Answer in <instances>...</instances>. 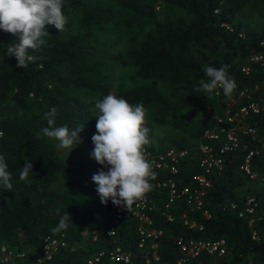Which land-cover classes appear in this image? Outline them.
<instances>
[{
  "label": "trees",
  "instance_id": "trees-1",
  "mask_svg": "<svg viewBox=\"0 0 264 264\" xmlns=\"http://www.w3.org/2000/svg\"><path fill=\"white\" fill-rule=\"evenodd\" d=\"M246 1L63 0L62 12L76 15L79 31H70V21L63 32L46 26L50 33L46 44L39 51L29 50L33 58L26 68H17L15 58L6 57L8 44L17 38L0 30V155L7 160L14 185L12 192L0 186V242L15 245L26 251L29 259L34 258L40 254L41 237L52 233L58 224L57 210L61 215L67 211L73 221L65 231L68 245L46 264H86V257L103 243V239L75 243L81 226L93 215L90 202L97 186L92 176L98 171L95 163L75 148L68 158L57 155L53 139L42 133L47 126L44 113L54 107L58 111L57 126L67 124L74 129L83 125L79 147L91 151L98 112L95 103L110 92L129 103L143 104L151 118L161 123L165 117L210 96L197 90L201 80L207 81L204 65L227 66L239 84L247 82L238 73L237 64L251 52H264V27L258 31L241 28L237 11ZM261 13L264 17V7ZM123 37L125 45L110 52ZM114 64L131 67L129 86L117 83L110 87L108 71ZM212 101L222 103L223 98L211 96ZM261 118L264 115L254 121L258 123ZM211 121V115H191L190 126H180L179 134L158 139L147 126L151 145L146 147L163 150L193 145ZM187 138V143L193 140L192 144L186 145ZM249 144L229 155L220 173L207 175L210 186L204 206L210 215L205 218L193 213L202 223L201 230L189 231L177 219L167 221L154 216L155 225L161 226L164 233L158 247L159 261L148 264H264V191L248 192L257 198L260 214L251 223L228 207V201L245 194L238 191L248 178L238 169V163ZM260 158L252 160V167L256 163L255 168L257 165L264 172ZM25 160L33 164L30 185L19 180ZM194 170L184 168L183 163L181 175ZM70 189L81 193L75 196ZM175 206L183 208L179 200ZM176 233L224 237L225 251L220 256L200 253L176 263L178 254L172 240ZM116 235L123 246L129 247L131 221L121 222Z\"/></svg>",
  "mask_w": 264,
  "mask_h": 264
},
{
  "label": "built area",
  "instance_id": "built-area-1",
  "mask_svg": "<svg viewBox=\"0 0 264 264\" xmlns=\"http://www.w3.org/2000/svg\"><path fill=\"white\" fill-rule=\"evenodd\" d=\"M221 24L231 29V25ZM237 66L238 73L247 82L239 84L237 77L229 74L238 85L232 99H226L222 89L213 93V96L222 97L223 102L211 115L212 121L201 129L195 144L180 149L172 146L163 150L146 147L145 159L154 164L157 173L156 179L151 181L154 189L146 194L145 199L137 201L131 212L114 206L109 200L105 222L93 229L89 238L91 241L103 239V243L86 257V264H148L159 261L158 247L164 231L155 225L154 216L167 221L177 219L189 231L201 230L202 223L193 217V213L198 212L205 218L210 215L204 206L205 192L210 186L207 175L220 173L225 159L247 142L250 144L245 147L238 169L248 179L256 176L252 160L264 155V118L258 123L254 121L255 117L264 115V52L247 54ZM183 163L184 168L195 167V170L182 176ZM178 200L183 205L182 209L175 206ZM228 207L246 218L247 223L260 217L258 200L251 193L228 201ZM125 220L132 223L129 247L123 246L116 235L118 226ZM172 240L178 254L176 263L200 253L220 256L225 251V239L221 236L206 238L176 233ZM67 245L65 231L45 234L40 240V254L29 259L23 249L0 242V264H46L55 252Z\"/></svg>",
  "mask_w": 264,
  "mask_h": 264
},
{
  "label": "clouds",
  "instance_id": "clouds-1",
  "mask_svg": "<svg viewBox=\"0 0 264 264\" xmlns=\"http://www.w3.org/2000/svg\"><path fill=\"white\" fill-rule=\"evenodd\" d=\"M62 7L63 0H0V30L17 38L15 43L8 44L5 55L15 58L17 68L28 67L33 58L29 50L39 51L46 44L50 34L46 26H54L58 32L65 31L68 18L62 12ZM202 70L207 81L201 80L197 90L213 97L217 89H222L224 97L231 100L238 85L229 75L227 66L204 65ZM95 108L98 109L95 115L97 131L91 137L94 148L90 156L101 166L92 176L97 186L96 192L101 204L107 205L111 200L114 206L131 212L133 205L145 199L146 194L154 189L155 185L151 181L157 177L154 164L145 159L146 146L151 145L147 109L143 104L129 103L111 92L97 100ZM57 115L58 111L54 107L44 113L47 126L42 129V133L57 141L61 149L70 152L82 143L79 134L83 131V125L74 129H70L67 124L57 126ZM2 137L3 132H0ZM31 173L33 164L31 160H25L19 180L30 185ZM0 186L6 191L12 192L14 189L12 172L3 155H0ZM56 214L60 218L51 229L53 234L66 231L69 222H73L67 211L61 215L57 210Z\"/></svg>",
  "mask_w": 264,
  "mask_h": 264
},
{
  "label": "rangeland",
  "instance_id": "rangeland-1",
  "mask_svg": "<svg viewBox=\"0 0 264 264\" xmlns=\"http://www.w3.org/2000/svg\"><path fill=\"white\" fill-rule=\"evenodd\" d=\"M264 7V0L258 1V0H247L242 7L237 11V18L241 22V28L258 31L261 28L264 27V17L262 16V9ZM156 9H159L158 7H155ZM68 21H70V31L75 32L79 31V25L77 23V18L74 13L66 14ZM125 39L126 37H123L119 40L118 44L110 49L112 53H114L115 50L121 49L125 45ZM131 67L121 66L119 64H114L110 71H108V81L110 87L114 88L117 83L121 84L123 87H127L131 83ZM197 105V107H195ZM147 109V108H146ZM218 111V103L217 101L211 102V95L208 96V98L201 100L200 103L194 104L191 108H186L184 110H179L175 112V114L171 117H165V119L161 122H155L150 115V112L147 109L146 113V121L147 126L150 128L151 135L158 139L162 138L165 135H172L175 136L179 134L180 126H190V117H199V116H210ZM97 122V121H96ZM97 131L96 124L94 126L93 134H95ZM186 136V135H185ZM186 143L189 141V138H187ZM54 147L56 149L57 155L63 159L68 158L71 156V151L69 152L67 149H61L58 145V142L53 140ZM193 140H191L186 145L192 144ZM264 142V139H263ZM158 143V142H157ZM156 143V144H157ZM164 141H161V144H163ZM82 145L81 143L75 147L77 151H79L82 155H86L89 162L95 163L97 171L100 169V165L95 161L94 158H91L90 153L91 151H85L83 148H80L79 146ZM91 149L94 148V144L90 143ZM87 148V147H85ZM85 158V157H84ZM261 164L264 165V155L260 158ZM254 163V170L256 172V176L251 179L245 180L243 186L239 188V193H248L251 192L250 189L254 190H261L264 191V172L257 169V165L255 168ZM53 187L55 189H59V186L57 184H53ZM62 189H68L67 186H62ZM72 190L73 194L75 196H78L81 192L78 189H70ZM69 191V189H68ZM90 207L92 208L93 215L90 218H87L86 222L81 226V234L79 237L75 240L76 244L83 245L85 242H87L90 238L91 231L97 227H100L105 222L108 212L105 206H103L100 202L99 196L97 192L94 194L93 200L90 202ZM15 246V245H14ZM12 246V247H14ZM16 248V247H14Z\"/></svg>",
  "mask_w": 264,
  "mask_h": 264
}]
</instances>
